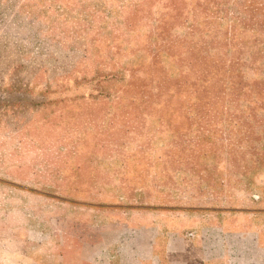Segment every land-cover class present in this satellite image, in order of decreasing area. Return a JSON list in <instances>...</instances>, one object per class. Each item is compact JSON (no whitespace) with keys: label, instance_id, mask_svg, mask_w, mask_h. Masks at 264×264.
Instances as JSON below:
<instances>
[{"label":"rangeland","instance_id":"1","mask_svg":"<svg viewBox=\"0 0 264 264\" xmlns=\"http://www.w3.org/2000/svg\"><path fill=\"white\" fill-rule=\"evenodd\" d=\"M208 2L0 0V238L45 233L14 260L30 251L57 264L61 235L140 205L244 211L232 226L264 238V111L188 108L202 92L188 45L207 30L240 51L257 37L231 34ZM248 72L264 80V64Z\"/></svg>","mask_w":264,"mask_h":264},{"label":"crops","instance_id":"2","mask_svg":"<svg viewBox=\"0 0 264 264\" xmlns=\"http://www.w3.org/2000/svg\"><path fill=\"white\" fill-rule=\"evenodd\" d=\"M245 214L154 204L116 208L102 215L95 230L72 239L61 235L57 264H264L263 230L230 222ZM44 235L28 230L0 238V264H48L30 251L12 258L15 246H34Z\"/></svg>","mask_w":264,"mask_h":264},{"label":"trees","instance_id":"3","mask_svg":"<svg viewBox=\"0 0 264 264\" xmlns=\"http://www.w3.org/2000/svg\"><path fill=\"white\" fill-rule=\"evenodd\" d=\"M206 1L213 3V7L209 11L221 17L220 26L224 24V21L232 20L234 33L231 30V34H235L238 30L250 32L257 37L250 46L244 45L240 48L243 50L240 51L236 48L237 43L232 40L234 38L232 35L224 37L218 35L219 32L207 30L205 35L208 36V40H204L201 45L197 43L188 45L187 56L184 60L187 61L186 65L195 76L197 74V79L192 87H201L202 91L196 97L197 102L189 105L188 108L211 110L226 106L227 108L243 109L244 106H247L249 110L260 108L264 111V80L251 84L247 81L248 77L250 78L248 71L257 73V69L261 70L264 64V1L260 5L257 0H236L231 5H227V0ZM179 3L171 2L170 4L177 15H180L181 10L183 11V7L179 6ZM235 6L234 14L227 17L228 15L226 16L224 12ZM225 16L228 19H223L226 18ZM187 25L190 29V38L194 39L199 29L191 23H187ZM215 36L217 40L210 39ZM163 40L166 41L165 45L169 44L168 38H163ZM172 45L174 44L172 43ZM228 54H232L230 59ZM227 93H230L229 99ZM160 96L157 98H161ZM226 99L229 101L227 105Z\"/></svg>","mask_w":264,"mask_h":264}]
</instances>
